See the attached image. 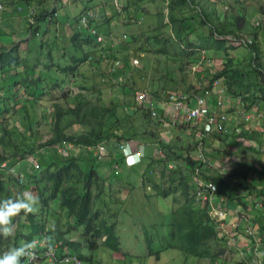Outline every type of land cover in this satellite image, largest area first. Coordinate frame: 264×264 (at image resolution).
Segmentation results:
<instances>
[{
	"label": "trees",
	"instance_id": "16d2710c",
	"mask_svg": "<svg viewBox=\"0 0 264 264\" xmlns=\"http://www.w3.org/2000/svg\"><path fill=\"white\" fill-rule=\"evenodd\" d=\"M53 1L56 2L58 0ZM62 1L64 4L65 2L73 3L78 7L81 5L82 12L75 21L76 26H79H77L79 32L73 37L76 52L70 55L64 51L61 54L66 59L68 65L64 69L66 74L61 75L64 77V80H60L59 78L58 82L60 84H56L53 87V90L58 87L56 91L49 94L50 96L37 93L31 94L29 92L23 95L18 93L12 94L10 90L11 85H8L5 80L0 82V84L2 83L0 87L1 120L4 119V114L7 113V101L15 102L19 95L24 96L30 94L34 99L38 98L40 100L48 97L56 103L54 104L56 110L54 134L46 144L40 146V148H50L52 156L45 161V164H41L42 168L40 170H35L34 168L25 170L28 172V177L22 186H20L19 181L11 173L13 165L15 166L19 161L15 164H9L7 170L2 168L3 164L10 162V158L7 157L5 151H2L9 145L7 136L8 129H3L4 136L0 140V201L9 198H18L24 195V192H35L36 204L33 212L21 211L20 214L13 218L15 224L14 233L10 237H0V254L9 251L11 248L22 247L29 242L40 240L47 244L57 245L63 254H77L82 264H94L98 263L94 259L101 247L116 254L122 251L118 227L120 209L124 205V202L118 204L117 211L109 207L110 204L114 205L112 197L109 195V192L112 193L109 185L115 179L108 172L109 166L118 165L117 168L119 171L123 169L134 171L136 168L138 170L139 167L127 168L124 165L121 151H117L118 148L115 147V156L111 160V157L106 156L104 162H108V165L103 170L100 166L103 161H98L93 156V152L86 150L88 147L94 148L104 143L109 144L113 140L119 142L128 141L126 129H121L117 125V111L113 104L107 103L103 98L93 101L90 98L95 97L93 89L87 88L84 83H78L76 85H79L86 91L84 95L76 97V100L79 101L78 106L74 108L61 106L64 97L73 95L71 92L72 85L81 80L80 74H82V68L89 62L95 53V49L102 45L92 35V29H96L99 35L105 36L106 40L108 37L112 38L111 30L115 23L112 24V22L119 15L116 12L114 17L108 18L105 12L108 10L107 6L109 4L103 3V0ZM203 1L210 3L209 7L204 5L202 3ZM232 1L241 4V2H237L236 0ZM22 2L28 11L24 12L23 9H20V12L29 15L24 16V19H29V17L35 19L37 17L33 7L43 8L41 12L42 16L37 18L38 24L36 27H34L36 23L32 22V29L30 30V26L27 29L26 26V30L22 34L15 32L11 28V25L8 29L1 31L0 44L2 45V53L0 60L4 64L1 70L4 75V70L8 66H11L13 70H17L18 72L16 79L20 80L19 78H21L20 83L17 81L15 83H29V88L33 89L34 79L33 82L30 80L31 66L25 63L26 59H24L26 45L32 39H40V43L46 48L50 25L57 23L58 13L56 9L53 8V11H51L50 6L47 8L44 3H40L37 0H22ZM121 2L124 4V13L127 14L130 7L129 0H116L111 4L112 6H109L112 9L116 7L118 13L122 14L123 10L118 9ZM157 4H161V6ZM157 4L152 0H132V5L140 13L142 19L150 18L152 21L158 22L157 30L159 29V33L143 41L149 42L148 48H146L148 53L155 52L154 54L157 56L163 57H169L171 54L174 55L173 57L178 56L179 58L181 56L196 57L199 61L205 56L206 52L204 49L214 48V50H226V37H235L236 43H242L244 41V38H240L239 35L243 28L246 27L248 19L246 14H242L239 10L241 8H235L233 6L230 9V13L222 19V26L217 27L211 23L213 19L208 10L210 9L216 13L218 7L213 5L210 0H160ZM165 4H168L167 17H164L163 12ZM102 9L105 10L101 11ZM261 9L264 10V4H261ZM88 12H94L93 14L96 17L90 21L89 27L85 28L81 26V23L83 16ZM204 26L210 29V38H207L205 44L200 43V40L199 42L193 41L195 39L191 38L193 35L198 34L197 29ZM233 26L236 27V32L232 33ZM83 30H85V34L82 33ZM136 33L141 34L140 29L136 30ZM197 38L199 39V35ZM219 38L222 40H218ZM124 39L127 43L131 41L128 35H125ZM18 42L23 43L25 48L19 46ZM247 48L252 53L258 55L255 44H247ZM67 56H69V59ZM200 63H197V69L200 66L202 68V65H204V63L200 65ZM7 69L11 68L8 67ZM120 69L121 67H114L111 70L110 77H113L116 83L119 78H122L119 75ZM215 70V73L204 75L201 79L198 78L197 84H190L189 91H185V93L172 92L165 95L167 92L165 87H158L157 95H162L161 93H163L166 102L169 101L170 96L173 94H187L192 97L196 95L201 96L206 92L213 93L215 83L219 81V83L222 82L224 84V88L228 93L236 97V99H240L241 103H251L250 106L252 108L263 99L264 65L259 61L257 56L251 57L250 66L247 71L233 67L231 64H223ZM16 79L12 76L8 78V80L12 81ZM62 82L67 83L68 88H63ZM67 117H71L72 119L73 128L71 132L64 128V122ZM241 117L243 116L241 115ZM162 123L164 124L162 120L157 121L156 125L160 126ZM189 124L192 123L189 122ZM240 127L242 126L240 125ZM145 132H143V135L148 136ZM218 133L224 134L223 132ZM135 135L137 136V133ZM213 135L203 139V146L200 145L201 140L198 138V146L203 148L205 145L213 143ZM149 137L153 139L154 136L151 134ZM139 138H141V135ZM67 143H71L80 148L79 152L81 153L87 152L90 155L89 158L84 159L79 157V155H74L76 153H71L68 156L60 154L58 152L59 147ZM110 149L114 151L113 147ZM163 149L166 152V156L164 157H169V161L176 162V164L171 166L172 170H175L169 176H165L169 177L168 182L159 184L154 178L149 182L154 181L156 183L154 188L156 197L170 198L180 194V199L176 202L177 206L172 213L170 240H166L163 232H161V235H158L157 231H153L151 234L145 231L148 257L156 256L157 260L161 261L164 256L162 254L171 250H177L183 255L180 256L185 259L183 263H180L181 259L176 258L175 261H178L176 264L188 263V257L198 259L199 261H210L214 264L219 258L218 253L224 246V241H227V239L222 236L219 230V224L212 218L210 205L197 200V191L200 190V187L195 182L193 176L194 173H199L203 177V170L207 167L212 168L214 166L207 162L201 153L195 158L194 154L196 150L188 148V153L180 154L175 151L173 145L167 143L164 144ZM27 154L33 155L34 150L22 152L20 156L23 159L22 161L26 160ZM202 179L208 181L207 178L203 177ZM213 182L218 186L219 195L226 200V209L234 210L237 208L240 210V216H242V211H247L249 207H253V200H249L251 199L249 197L250 195H254L253 198L259 197L258 199H261L260 195L257 194L259 192L264 196V190L261 189L258 191L253 180L248 181L247 175L244 176L243 181L232 184H228L220 179H214ZM163 186L164 188L162 189ZM18 188L22 191L16 193ZM113 198L115 197L113 196ZM258 199H255V207L262 210L264 206L260 207V201L258 202ZM119 201L121 200L119 199ZM257 222L259 226V228L256 227L258 229V236L261 239V243H264V225H261V222L258 220ZM80 229L83 230L82 237L90 251V257L82 254L81 246L69 239L72 234L78 232ZM152 234L156 235V238H153L151 236Z\"/></svg>",
	"mask_w": 264,
	"mask_h": 264
},
{
	"label": "rangeland",
	"instance_id": "374dc122",
	"mask_svg": "<svg viewBox=\"0 0 264 264\" xmlns=\"http://www.w3.org/2000/svg\"><path fill=\"white\" fill-rule=\"evenodd\" d=\"M37 1L44 3L47 8L50 6L51 11H53V8L56 9L58 21L50 25L46 48L42 46L40 39H32L29 41V44L26 45L24 59H26L25 63L31 66L30 80L33 82L34 79L33 89L29 88V83H15V81L20 83L21 78H19L20 80L16 79L18 77V72L17 70H13L11 66H8L11 69H7V67L4 70L5 74L3 75L1 68L4 64H2L0 60V82L5 80L8 85H11L10 90L12 94L18 93L23 95L29 92L31 94L37 93L50 96L49 94L56 91L58 88L53 90L54 85L60 84L58 82L59 78L60 80H64V77L61 75L66 74L64 69H66L68 63L61 54H63L64 51L70 55L76 52L73 37L79 32V26H76L75 21L82 12L81 5L78 7L73 3L65 2L64 4L61 0H58L59 3L53 0ZM115 1L116 0H103L102 2L111 5ZM152 1L155 2V4L160 2V0ZM210 1H212L213 5L219 7L216 13L210 9L208 10L213 19L211 23L217 27L222 26V19L230 13V9H232L233 6L235 8H241L242 10H239L242 14L244 12L248 14L247 31L245 33L241 32L239 35L240 38H244L242 44L236 43L235 37H226V50H214V48L204 49L206 52L205 56L199 61L196 57L181 56L179 58L178 56L173 57V54L169 57L157 56L154 54L155 52H147L146 48H148L149 42L143 41L159 33V29L157 30L158 22H154L150 18V21L148 18L142 19L140 13L132 5V0H129L130 7L127 14L124 13V4L122 2L118 7V9L123 10L122 14L118 13L116 7L112 9L108 5V10L105 12L108 18L114 17L116 12L119 15L115 18L116 20L112 22V24L115 22L111 30L112 38L108 37L100 47L95 49V53L92 55L89 62L82 68V74H80L81 80L72 85L71 92L73 95L64 97L61 106L68 108L78 106L79 101L76 100V97L84 95L86 91L76 84L84 83L87 88L93 89L95 97H90L93 101L103 98L107 103L113 104L117 111V125L121 129H126L128 141L119 142L113 140L109 144L104 143L102 147L105 148L106 153L103 155L95 153L93 156L96 157L98 161H103L100 166L104 170L108 165V162H104L106 156L111 157V160L112 157L115 156V147H117V151H121L122 153V159L127 168L139 167L138 170L136 168L134 171L129 169L119 171L117 168L118 165L109 166L108 172L111 173V176L115 177L109 185L112 193L108 191L114 205L110 204L109 207L117 211L118 204L124 202V205L120 209L118 227L122 251L116 254L101 247L94 259V261L97 260L98 263L94 264L178 263V261L175 260L182 254L177 250H171L162 254V256H164L161 261H158L156 256L148 257L145 239V231H148L149 234L153 231H157L158 235H161V232H163L167 241L171 239L170 224L172 213L177 206L176 202L180 199V194L170 198L156 197L154 189L156 183L154 181L149 182L152 178L157 180L159 184L168 182L169 177L165 176H169L172 174V171L175 170H172L171 166L176 164V162H172V160L169 161V157H164L166 156V152L163 149L165 143L173 145L175 151L180 154L185 153L188 148L196 150L194 154L195 158L199 156L198 154H203L206 161L214 166L212 168L207 167L203 170V177L208 179V181L203 179L204 182H213L214 179H220L228 184H232L244 180L245 174L235 170L232 165L233 162H231V164L229 161L227 162V160L224 159L226 158L224 155H226V151L229 150L232 143L235 142L242 144L241 148L246 156L249 149L243 145L244 141L242 140L245 138L239 137H245V133H247L245 130L246 127L250 126L249 124L240 127L241 132L238 134L234 133L235 130L232 135L215 132L222 135V138L215 142H221L219 148H210L208 144L200 148L197 140L198 133L201 131V126L182 122L184 124L183 126H187L188 129L186 130L188 133L180 137L175 131L178 125L171 123L174 120L172 113L169 114L162 108V105H160L166 102L165 96L163 93H161L162 95H157L158 87H165L167 90L165 95L172 92L185 93V91H189L190 84H197L198 78L201 79L204 75L211 73L212 70L217 68L219 64L216 62H220L222 65L231 64L233 67H238L247 71L253 54L251 50L247 48L249 42H253L257 48L258 55L254 53L253 56H257L259 61L264 65V10L261 9V4H264V0H242L243 3L241 4L234 3L232 0ZM202 3L207 7L210 5V3H206L205 1ZM157 5L161 6V4ZM0 6L3 7V10L0 11V35H2L1 31L8 29L10 25L11 28L19 34H22L26 30V26L27 29H29L30 26L31 30L33 26L32 22L36 23L34 26L36 27L38 24L37 18L42 16L41 12L43 8L33 7L37 17L35 19L31 17H29V19H24V16L29 15L24 14L28 9L22 0H0ZM167 8L168 4H165L163 8L164 17H167L168 14ZM20 9H23L24 12H20ZM104 10L105 9H102L101 11ZM138 29H140L141 34L136 33ZM197 32L198 34L193 35L191 39H195L193 41L197 42L200 40V43L205 44L207 38H210V29L204 26L197 29ZM233 32H236L235 26L232 28V33ZM82 33L85 34V30H83ZM125 35L130 36L131 41L134 38L133 41L127 43L124 39ZM198 35L199 39L197 38ZM136 38L137 40H135ZM17 39L20 40L19 37H17ZM218 40L222 39L219 38ZM19 42L18 45L25 48L23 43ZM1 47L2 45L0 44V55L2 53ZM149 48L151 49V47ZM18 57L20 58V56ZM67 58L69 59V56H67ZM136 61H138V65L135 63ZM118 62H120L121 67L119 75L122 78H119L116 83L114 82V78L110 77V75L111 70ZM199 62H203L204 65H202V68L200 66L197 69V63L199 64ZM10 76L16 80H8ZM62 85L63 88H68L67 83L62 82ZM1 86L2 83L0 84V87ZM220 89L221 91L226 90L223 86H221ZM20 95L15 102L7 101V113L4 114L3 120L0 119V140L4 136L3 129H8L7 136L9 145L5 150H2L3 152L5 151L7 157L10 158L8 165L15 164L18 161L22 162L23 159L20 157L22 152L34 150L33 155H26V159L28 156H34L32 159L26 160L17 166V170L21 171V173L15 177L19 183L28 177V172L25 171L26 168L32 169L39 164L41 166V164H45V161L52 156L50 148H40V146L46 144L53 136L56 114L54 107L56 103L50 98L45 97L43 100H40L38 98L34 99L30 94L24 96ZM223 98H225V100L228 99L226 97ZM235 101L240 105L239 100ZM242 104L244 106L246 105L244 102ZM237 110L238 109H232L234 113ZM246 113L239 111L238 114L244 115ZM154 114H156V116H154ZM161 120L164 124L162 123L160 126H157L156 122ZM232 121L233 120L229 121V129ZM255 121L258 122V120L253 121L250 131L255 128L253 126ZM240 123L241 122H239L237 126H239ZM64 128L68 129L69 132L72 131L73 125L71 117L65 119ZM143 132L147 133L148 136L143 135ZM136 133L137 136L135 135ZM151 134L154 136V140L149 137ZM140 135L141 138H139ZM261 136H264V134ZM258 141L261 140L259 139ZM111 147L114 148V151L110 149ZM74 155H79V157L84 159H88L90 156L87 152H79ZM251 156L253 157L254 154H251ZM231 157L233 159V156ZM237 159L240 162L246 161V158L239 159L238 157ZM259 161L263 162L262 160ZM258 164L260 168L264 169V164ZM253 168L257 169L255 166ZM193 176L195 178V173ZM263 187L257 188V190H264ZM163 188L164 186L162 189ZM19 191L22 190L18 188L16 193ZM257 194L261 197L260 207H263L264 196L259 192H257ZM24 195H30L35 198V192H24ZM113 196L115 198H113ZM253 196L254 195L249 196L251 200H253V207H249L247 211H242V216L239 217L240 234H242L243 238L248 240L249 243H244V241L241 242V240L237 238V245H229L231 239L229 237H235V235L232 236L231 232L226 235L224 232L225 235L223 234V237L227 239V241H224V246L218 253L219 258L214 264H255L257 256L253 254L251 249L250 240L247 236V229L253 227L254 230L258 232L254 220H258L261 222V225H264V207L262 210L256 208L255 199L259 197L253 198ZM119 199L121 201H119ZM237 226L239 225H230V227L234 228L232 232H234ZM82 233L83 230L80 229L78 232L72 234L69 239L81 246L82 254L90 257V251L85 244ZM151 236L156 238L154 234ZM188 261L189 262L185 264H213L210 261H199L192 257H188ZM62 263H64V261H60L56 264ZM262 263L264 264V260Z\"/></svg>",
	"mask_w": 264,
	"mask_h": 264
},
{
	"label": "built area",
	"instance_id": "2783aa9c",
	"mask_svg": "<svg viewBox=\"0 0 264 264\" xmlns=\"http://www.w3.org/2000/svg\"><path fill=\"white\" fill-rule=\"evenodd\" d=\"M237 2L243 3L242 0H236ZM0 6V10H1ZM95 15L91 12L85 13V15L82 18L81 26L88 28L89 23L91 20L95 19ZM92 35L96 38L98 43L105 42V37L103 35H99L98 31L96 29H92ZM238 44H242L239 43ZM248 44H252V42H249ZM138 65V61L135 62ZM203 64V62L200 63V65ZM116 68H120V63H116ZM219 85V81L215 83V87ZM212 92H206L204 95L201 96H190L187 94L183 95H176L173 94L170 96L169 101L166 102L169 106H171L176 112L181 113L183 116H185L186 120L194 123L196 121H201L206 123L207 125V133L198 135V138L201 140V146L204 144L202 143L203 139L209 138L211 135H213L211 132L212 127L217 128L219 131H222L224 134H228L229 130L227 128V124L229 121L233 120L231 115L225 110L221 113H215L211 110V107L209 105L210 100L212 98ZM240 102V99H239ZM218 106L220 108H223L225 106L223 101H219ZM156 116V114H154ZM243 122L246 124H252L254 120H260L263 118V115L260 112H252V113H246L242 115ZM241 132V128L238 127L235 130V133ZM87 151L96 153H102L104 151V148L100 145L98 147H88L86 148ZM80 148L76 147L73 144H67L61 148H59V153L62 155H69L70 152H79ZM203 159V157H202ZM38 168V167H37ZM12 173H15L14 170L11 171ZM200 190L197 191V200L201 202H205L210 205L212 208V216L214 220L219 224L220 229H224L225 222L228 218V213L223 206L226 202V200L219 195V189L218 186L214 182H203L200 185ZM248 237L251 242L252 250L254 251V254H256L257 262L258 264H262V260H264V250H263V244L261 243V239L259 238L257 232L253 228H249L247 230ZM232 243L235 245L236 241L235 239L232 240ZM47 256L54 258L55 264L62 261L58 260L56 257H54L51 250L48 249ZM63 264H82L81 260L79 258L72 259H66L63 260Z\"/></svg>",
	"mask_w": 264,
	"mask_h": 264
},
{
	"label": "crops",
	"instance_id": "0c3cea01",
	"mask_svg": "<svg viewBox=\"0 0 264 264\" xmlns=\"http://www.w3.org/2000/svg\"><path fill=\"white\" fill-rule=\"evenodd\" d=\"M216 7H218V6H216ZM244 14H246V17L248 19V14L246 12H244ZM246 31H247V25H246V27L243 28L242 32L245 33ZM253 54H252V56H253ZM216 63L219 64V65H217V68H218V66L222 65L220 62H216ZM211 73H215V69L212 70ZM221 86L224 87V84L222 82L219 83V85L215 87V90L212 94V98L210 100L209 105L211 107V110L215 113L219 114V113L226 110L231 115L233 121L231 122V124L229 126L230 127V135L234 134L233 131L236 130L235 129L236 127L238 128V127H240V125L242 127L246 125V123L242 121L243 118L241 117V115L238 114L239 111L242 113H246V112L252 113V112L258 111L264 115V97L261 100V102L258 103L253 108H252V106H250L251 103H248L244 106L241 102H239L240 103V105H239L235 101V100L238 101L239 99H236V97H234L233 95L228 93V91L226 92V90L221 91V89H220ZM221 92H223V93H221ZM223 97H226L228 99L225 100V98H223ZM219 101L224 102L225 106L223 108H220L218 106ZM160 105H162V108L165 109L169 114L172 113V117L174 118V120L171 123L174 125H178V127H176L175 131L180 135V137L183 134L186 135L188 133V131L186 129H188V128H187V126H183L184 124L182 122H184L186 124H189V122L186 120L185 116H183L181 113L176 112L166 102L161 103ZM232 109H238V110L235 111V113H234L232 111ZM262 120H264V118L258 120V122H256V121L254 122L253 126L255 128L252 131H250L251 124H249L250 126L246 127V130H245L247 132V133H245L246 134L245 137H242V136L239 137V138H245L242 140V141H244L243 145L245 147H247V149H249V152L246 154V156L244 154L245 152L241 148L242 144H238L235 142L232 143V146L229 148V150L226 151V155H224V157H226L224 159L227 160V162L229 161L230 164H231V162H233L232 165L235 168V170L247 175L248 181L253 180V183L255 184L256 188H260V187L264 186V169L260 168V165L258 164V163L264 164V136H261L264 134V121H262ZM239 122H241V123L239 126H237V124ZM192 125H193V123H192ZM220 138H222V135L217 134V133L214 134L212 136L213 143L209 144V146L211 145L210 148H219L221 145V142H219V143H215V142L218 139L220 140ZM259 139L261 141H258ZM223 152H224V149H223ZM186 153H188V152L186 151ZM251 154H254V156L252 157ZM228 155H230V156H228ZM231 156H233V159ZM238 157H239V159L246 158V161L240 162L237 159ZM259 160H262L263 162H260ZM254 166L257 169L253 168ZM241 173H240V175H241ZM249 200H251V199H249ZM257 201L259 202L260 199H258ZM239 212H240V210H238L237 208L234 210H228L227 211L228 218H227V221L225 222V230H223L222 236H223L224 232L226 235H228L231 232L232 236L235 235V237L238 238L239 240H241V242L244 241V243H249V241L244 239L243 235L240 234L241 228H240V224H239V216H240ZM254 222H255L256 227H258L257 220H254ZM231 224H233V225L238 224L239 225L234 230V232H232V230L234 228L230 227ZM229 238H231V237H229ZM36 250L40 256V264H52L48 259L45 258L44 253L42 252V248L36 247ZM69 253H71V252H69ZM177 258L181 259L180 263H183V261L185 259L180 255ZM24 264H27V262L25 261Z\"/></svg>",
	"mask_w": 264,
	"mask_h": 264
},
{
	"label": "clouds",
	"instance_id": "9594fccd",
	"mask_svg": "<svg viewBox=\"0 0 264 264\" xmlns=\"http://www.w3.org/2000/svg\"><path fill=\"white\" fill-rule=\"evenodd\" d=\"M1 8L2 9L0 11L3 10L2 6H1ZM105 41H106V39H105ZM252 44H253V42H252ZM67 144H71V143H67ZM67 144H65V145H67ZM101 146H103V145H101ZM61 147H63V146H61ZM61 147H59V148H61ZM96 147H98V146H96ZM58 152H59V149H58ZM71 153H75V152H70L69 154H71ZM33 157L34 156H30L26 160L32 159ZM25 161H22V162H25ZM22 162L17 163L11 169V171L12 170L15 171V173L11 172L15 177H17L21 173V171L17 170V166L22 164ZM2 168L4 170H7L9 168L8 164H3ZM33 168L35 170H40L41 166L39 164ZM29 169L30 168H26L25 170H29ZM24 183H25V180L21 181L19 184L23 185ZM221 197L222 196L220 195V198ZM35 204H36V199L30 195H22L18 198H15V199L9 198V199H5V200L0 201V237L12 236L14 233V229H15V224H14L13 218L15 216H17L18 214H20L21 211L29 212V213L33 212L35 210ZM223 206L225 207V204ZM225 209H226V207H225ZM226 211H228V210L226 209ZM211 215H212V208H211ZM212 218H213V216H212ZM249 228H253V227H249ZM219 230L222 234L223 230H225V227H224V229L219 228ZM257 234H258V232H257ZM247 236H248V234H247ZM233 239H235V241H236L235 245H237L238 239L235 237H231V239L229 241V245H234L232 243ZM248 239H249V237H248ZM250 244H251V242H250ZM40 246H43L42 252L44 253L45 258L48 259L52 264H55V260H54V258L47 256L48 249L52 251L54 257H56L57 259L59 257H61L63 254L62 251L59 250L57 245L47 244L44 241L36 240L35 242H29L22 247L11 248L9 251L0 254V264H24L25 261L27 262V264H40V256L36 251V247L38 248ZM251 249H252V246H251ZM253 254H254V251H253ZM257 262H259V260H256L255 264H258Z\"/></svg>",
	"mask_w": 264,
	"mask_h": 264
},
{
	"label": "bare ground",
	"instance_id": "6f19581e",
	"mask_svg": "<svg viewBox=\"0 0 264 264\" xmlns=\"http://www.w3.org/2000/svg\"><path fill=\"white\" fill-rule=\"evenodd\" d=\"M193 124H198L199 126H201V131L198 133V135H201V134H205L207 133V125L206 123L204 122H201V121H196L194 122ZM229 124V123H228ZM228 124H227V128H228ZM229 132H230V129L228 128ZM215 132H222V131H219L217 128L215 127H212V130L210 133H215ZM235 133V131H234ZM104 148V147H103ZM105 148H104V151L102 153H98L99 155H103L105 154ZM195 182L199 185H200L204 182L203 179L201 178V176L199 175V173H195V178H194ZM201 188V187H200ZM39 248H42L43 249V246H40ZM37 251V250H36ZM75 258H79L76 254H62L61 257L58 258V260H66V259H72L74 260Z\"/></svg>",
	"mask_w": 264,
	"mask_h": 264
}]
</instances>
